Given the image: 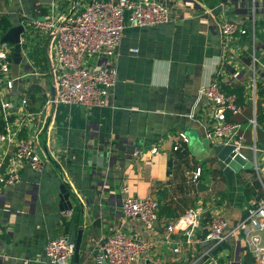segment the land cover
Returning a JSON list of instances; mask_svg holds the SVG:
<instances>
[{"label": "crops", "instance_id": "crops-1", "mask_svg": "<svg viewBox=\"0 0 264 264\" xmlns=\"http://www.w3.org/2000/svg\"><path fill=\"white\" fill-rule=\"evenodd\" d=\"M91 1L0 0V20L6 17L10 26L23 23L29 29L36 18L80 12ZM159 1L170 8L173 20L126 29L112 60L117 82L103 107L46 106L57 89L51 37L33 33L32 39L27 32L18 63L9 43V76L15 82L12 88L0 87V129L2 102L8 100L21 136L34 143L42 158L48 151L54 158L37 171L17 161L15 147L0 140V175L15 166L20 174L14 182L0 181V264H51L45 253L48 241L62 235L76 241L80 231L79 261L73 258L71 264H94V247L114 230L151 237L139 220L122 212L127 195L155 197L160 207L179 205L180 215L189 208L200 212L196 245L175 252L159 241L135 264H201L221 245L206 239L211 219L222 215L235 225L253 198L264 200V0ZM225 20L247 31L224 36ZM219 68L222 86L245 87L242 112L227 117L241 124V152L254 163L231 180L214 155L201 160L188 142L190 135L207 141L215 124L214 108L199 90ZM185 153L188 163L182 161ZM198 167L203 173L195 178ZM62 184L70 193V209L61 207ZM173 219L161 216L154 235L160 238ZM172 237L175 242L184 238L178 232ZM227 242L231 248L220 249L214 262L259 264L244 239Z\"/></svg>", "mask_w": 264, "mask_h": 264}, {"label": "built area", "instance_id": "built-area-1", "mask_svg": "<svg viewBox=\"0 0 264 264\" xmlns=\"http://www.w3.org/2000/svg\"><path fill=\"white\" fill-rule=\"evenodd\" d=\"M173 20L167 4L159 0H92L86 7L75 13L66 15L51 14L36 18L26 26L29 33L49 35L53 43L54 73L57 89L46 100V106L55 104L84 105L103 107L117 82V66L112 60L118 53L126 29L129 26H150ZM224 36L245 33L235 20L221 23ZM24 40V39H23ZM9 43L0 46V87L14 86V78L10 73ZM96 59V63H90ZM221 68L209 84L202 86L199 96L206 98L214 108L215 124L207 131L208 139L215 142L233 143L237 151H241L245 137L240 133L241 124L228 119L227 113L239 114L243 106L237 94L227 93L222 88ZM26 98L22 103L26 104ZM4 110V126L0 129V140L15 147V159L25 161L37 170H43L45 164L52 161L54 155L48 151L46 159L42 158L34 143L21 136V125H14L8 100L2 102ZM257 126V119H252ZM183 135V134H182ZM186 139V138H185ZM187 140V139H186ZM157 151V148H153ZM260 177L261 168L256 164ZM202 167L194 174L198 178ZM18 167L15 166L6 175H0V181L11 183L19 180ZM261 178V177H260ZM159 201L152 196L139 197L127 195L121 200V209L126 217L139 220L153 235L139 238L117 229L101 237L94 247V264H135L155 244L166 242L180 252L183 245L192 247L198 239L200 212L189 208L183 214L166 224L160 238L154 235L158 221ZM2 229L0 227V233ZM173 232L184 238L174 241ZM264 200L253 198L247 215L237 224L231 225L229 219L222 215L213 217L209 224L206 239L216 244L231 239L241 238L259 264H264ZM76 250V241L65 235L50 239L46 246V257L51 264H71Z\"/></svg>", "mask_w": 264, "mask_h": 264}, {"label": "water", "instance_id": "water-1", "mask_svg": "<svg viewBox=\"0 0 264 264\" xmlns=\"http://www.w3.org/2000/svg\"><path fill=\"white\" fill-rule=\"evenodd\" d=\"M27 32L28 31L25 25L23 23H19L11 26L0 36V44L10 43L13 45V59L17 63L21 61V54L25 44L23 36L27 34ZM27 36L31 38L33 35L28 33ZM32 39H34V36ZM188 142L191 151H193L195 155L198 154L199 157H202L200 152L205 154L204 157H212L214 155L228 180L232 179L234 173H239L243 169L249 170L254 168V163L248 160L241 151H237L233 143H215L208 139L205 141L203 138L194 135H190ZM61 193L62 209L72 208V204L69 200L70 193L65 184L61 185ZM81 234L82 232L80 231L78 238L76 239V250L74 255L75 261H79ZM218 247L219 248L217 250L212 251V256L207 258L201 264H224L223 259H219L217 262H214L213 256H215L217 252L224 247L231 248V245L228 242H222Z\"/></svg>", "mask_w": 264, "mask_h": 264}, {"label": "trees", "instance_id": "trees-1", "mask_svg": "<svg viewBox=\"0 0 264 264\" xmlns=\"http://www.w3.org/2000/svg\"><path fill=\"white\" fill-rule=\"evenodd\" d=\"M10 25H11V23L8 20V18H6V17L2 18L0 20V29H1L0 34L2 35L7 29H9L11 27ZM222 88L227 93L237 94V96L239 97V103H241V104L244 103V90H245V87L241 83H239V84L236 83V84H233V85H225V84H223ZM259 121L260 120L258 119V122ZM188 157H189L188 154L185 153L184 157H182V161L184 163H186V162L188 163V161H189ZM214 158L212 160H216L217 161L216 157H214ZM221 170H222V168H221ZM253 172H255V170H253ZM202 173H203V168H202ZM200 187H201L202 190L207 189V186L205 184H202V183L200 184ZM178 207H179V205H174L172 203H164L163 205H161V207H160V204H159L158 219L161 218V216L169 217V218H177L180 215V213L178 211Z\"/></svg>", "mask_w": 264, "mask_h": 264}, {"label": "rangeland", "instance_id": "rangeland-1", "mask_svg": "<svg viewBox=\"0 0 264 264\" xmlns=\"http://www.w3.org/2000/svg\"><path fill=\"white\" fill-rule=\"evenodd\" d=\"M36 34H37V33H36ZM1 45H2V44H0V46H1ZM200 154H201V156H202V157H200V158H201V160H202V159L204 158V155H205V154H204V153H202V152H200Z\"/></svg>", "mask_w": 264, "mask_h": 264}]
</instances>
